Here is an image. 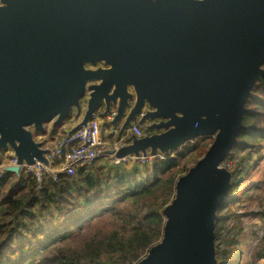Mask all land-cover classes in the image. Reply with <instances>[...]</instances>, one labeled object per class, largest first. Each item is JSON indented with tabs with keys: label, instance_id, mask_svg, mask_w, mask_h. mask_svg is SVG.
I'll list each match as a JSON object with an SVG mask.
<instances>
[{
	"label": "water",
	"instance_id": "95a60500",
	"mask_svg": "<svg viewBox=\"0 0 264 264\" xmlns=\"http://www.w3.org/2000/svg\"><path fill=\"white\" fill-rule=\"evenodd\" d=\"M263 77L264 0H0V159L12 148L5 170L18 176L24 163L48 165L35 133L74 113L70 132L97 112L119 138L135 121L151 131L110 149L117 159L213 137L136 264H220L216 221L233 184L222 163Z\"/></svg>",
	"mask_w": 264,
	"mask_h": 264
},
{
	"label": "trees",
	"instance_id": "16d2710c",
	"mask_svg": "<svg viewBox=\"0 0 264 264\" xmlns=\"http://www.w3.org/2000/svg\"><path fill=\"white\" fill-rule=\"evenodd\" d=\"M244 124L238 145L225 161L249 149L251 165L264 146V77L247 102ZM121 138L129 142L127 132ZM183 146L155 159L144 179L138 177V164L128 169L113 161L80 167L75 175L59 173L58 180L49 173L41 182L31 173L0 176V264H136L162 238L163 208L175 196L177 179L187 171L178 167L199 143ZM237 171H232L229 199L216 221L220 264L245 262L237 237L225 226L236 216L228 202L235 200L234 190L244 182L237 179ZM257 214L264 218V211Z\"/></svg>",
	"mask_w": 264,
	"mask_h": 264
},
{
	"label": "rangeland",
	"instance_id": "374dc122",
	"mask_svg": "<svg viewBox=\"0 0 264 264\" xmlns=\"http://www.w3.org/2000/svg\"><path fill=\"white\" fill-rule=\"evenodd\" d=\"M106 128H110V125L107 124ZM65 129L59 127L53 132L52 123L49 122L46 132H36L35 136L39 141H45L49 144L50 141L55 142L58 137L64 134ZM212 141L213 137H205L188 142L191 144L199 143V148L186 154L178 170L181 172L187 169L188 171L201 158V153L206 152ZM247 151L249 149L236 152V156L227 160L224 164L231 171H237L236 166L238 165L237 179L239 177L244 178V182L234 190V194L236 195L235 200L228 202V205H232L230 207H232L233 211L235 210L236 216L232 217L225 226L227 229H231L232 233L237 237L239 241L237 249L240 251V255L244 257V264H264V255L263 257H259V254L264 253V218L261 217V214H257V212L262 213L264 211V146L258 151V154H255L251 165L248 164ZM2 153L4 156L0 159V172L5 169L3 166L8 163L11 151L8 147ZM152 163L128 159L123 162V165L131 169L133 165L138 164L141 169L138 177L139 179H144L149 175ZM22 173L25 172L22 171ZM250 212L253 213L249 214Z\"/></svg>",
	"mask_w": 264,
	"mask_h": 264
},
{
	"label": "built area",
	"instance_id": "2783aa9c",
	"mask_svg": "<svg viewBox=\"0 0 264 264\" xmlns=\"http://www.w3.org/2000/svg\"><path fill=\"white\" fill-rule=\"evenodd\" d=\"M112 115L108 116L107 119H112ZM102 122L103 118L100 112H97L87 126L73 132H70V130L65 131L51 146L47 142L46 147L51 148V152L46 154L49 164L47 165L41 161H37L34 164L24 163L21 165L22 171L33 174L41 182L46 173L51 174L55 180H58L59 173L75 175L80 167L94 166L95 161L100 158L110 157L115 163H123L128 159H135V157L117 159L109 152L110 149H117L125 142H123V138H120L119 143H106L102 135ZM130 130L139 137L146 134L144 125L139 121L133 122ZM9 149L11 153L8 157V163L3 166L4 168L8 165L17 164L14 151L11 148ZM2 156H4L3 153H1ZM158 158L162 159L166 158V156L158 153L156 159ZM154 160L150 155L141 156L139 159V161L146 163H152ZM225 163L226 161L222 165L224 166ZM6 173L8 172L4 169L0 172V176Z\"/></svg>",
	"mask_w": 264,
	"mask_h": 264
},
{
	"label": "crops",
	"instance_id": "0c3cea01",
	"mask_svg": "<svg viewBox=\"0 0 264 264\" xmlns=\"http://www.w3.org/2000/svg\"><path fill=\"white\" fill-rule=\"evenodd\" d=\"M80 117L79 115L76 113H74L72 115V117L68 118L61 126H59L60 128H66L65 131L70 130L72 127H74L79 121H80ZM108 120V119H107ZM106 121V120H105ZM58 127V128H59ZM68 128V129H67ZM54 129V128H53ZM119 127L118 128H113L112 126H110V128H106V124H104V120L102 122V135H103V139L106 143H119V133H118ZM132 131H128V134H130ZM122 139V138H121ZM124 140V138L122 139ZM125 142V141H123ZM54 144V141H50V146ZM113 160L110 157H106V158H100L98 159L97 165L101 164L102 162H112ZM94 164V165H95Z\"/></svg>",
	"mask_w": 264,
	"mask_h": 264
}]
</instances>
